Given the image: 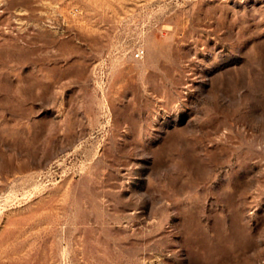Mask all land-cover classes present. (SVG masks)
I'll return each instance as SVG.
<instances>
[{"label": "rangeland", "instance_id": "rangeland-1", "mask_svg": "<svg viewBox=\"0 0 264 264\" xmlns=\"http://www.w3.org/2000/svg\"><path fill=\"white\" fill-rule=\"evenodd\" d=\"M0 264H264V0H0Z\"/></svg>", "mask_w": 264, "mask_h": 264}, {"label": "built area", "instance_id": "built-area-1", "mask_svg": "<svg viewBox=\"0 0 264 264\" xmlns=\"http://www.w3.org/2000/svg\"><path fill=\"white\" fill-rule=\"evenodd\" d=\"M140 56H141V52L136 51V52H135V57H140Z\"/></svg>", "mask_w": 264, "mask_h": 264}]
</instances>
